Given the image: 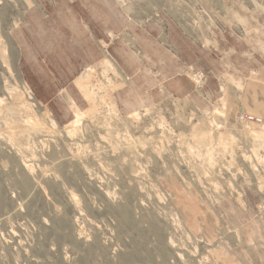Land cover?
<instances>
[{
	"label": "rangeland",
	"instance_id": "rangeland-1",
	"mask_svg": "<svg viewBox=\"0 0 264 264\" xmlns=\"http://www.w3.org/2000/svg\"><path fill=\"white\" fill-rule=\"evenodd\" d=\"M246 113L264 0H0V264H264Z\"/></svg>",
	"mask_w": 264,
	"mask_h": 264
},
{
	"label": "built area",
	"instance_id": "built-area-1",
	"mask_svg": "<svg viewBox=\"0 0 264 264\" xmlns=\"http://www.w3.org/2000/svg\"><path fill=\"white\" fill-rule=\"evenodd\" d=\"M239 121L242 124H247V125H255V126H261L264 123V120L262 117H257L253 116L251 114H242L241 117H239Z\"/></svg>",
	"mask_w": 264,
	"mask_h": 264
},
{
	"label": "bare ground",
	"instance_id": "bare-ground-1",
	"mask_svg": "<svg viewBox=\"0 0 264 264\" xmlns=\"http://www.w3.org/2000/svg\"><path fill=\"white\" fill-rule=\"evenodd\" d=\"M84 83V82H83ZM81 84H82V82H81ZM82 86H84V85H82ZM83 91H84V89H83ZM88 93V92H87ZM89 95H87V97H88ZM135 117V116H134ZM134 120V119H133ZM139 120V119H138ZM81 121V120H80ZM77 124V123H76ZM79 124V123H78ZM74 126V125H73ZM75 127V126H74ZM71 128V127H70ZM69 128V129H70ZM73 128V127H72ZM247 140V139H246Z\"/></svg>",
	"mask_w": 264,
	"mask_h": 264
}]
</instances>
